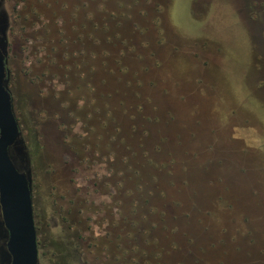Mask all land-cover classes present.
Returning a JSON list of instances; mask_svg holds the SVG:
<instances>
[{
    "label": "rangeland",
    "instance_id": "374dc122",
    "mask_svg": "<svg viewBox=\"0 0 264 264\" xmlns=\"http://www.w3.org/2000/svg\"><path fill=\"white\" fill-rule=\"evenodd\" d=\"M0 6L40 264H264V0Z\"/></svg>",
    "mask_w": 264,
    "mask_h": 264
},
{
    "label": "water",
    "instance_id": "95a60500",
    "mask_svg": "<svg viewBox=\"0 0 264 264\" xmlns=\"http://www.w3.org/2000/svg\"><path fill=\"white\" fill-rule=\"evenodd\" d=\"M0 57V207L11 264H39L37 229L29 174L22 173L10 148L21 144V130L6 87ZM23 170V169H22Z\"/></svg>",
    "mask_w": 264,
    "mask_h": 264
},
{
    "label": "flooded vegetation",
    "instance_id": "af4514ba",
    "mask_svg": "<svg viewBox=\"0 0 264 264\" xmlns=\"http://www.w3.org/2000/svg\"><path fill=\"white\" fill-rule=\"evenodd\" d=\"M0 11L2 12L1 6H0ZM7 19L8 17H4V18H0V57H2L3 61H4V65H5V73H6V77H5V83H6V87L7 89L10 91L11 96H12V105H13V109H14V96L12 94V91L10 90V87L8 85L9 80L13 77L12 75L13 70L10 66V50L12 49V45L9 44V40H8V36L6 34V31H4V25H6L7 23ZM15 112V110H14ZM16 115V113H15ZM16 119L18 121V118L16 116ZM19 123V121H18ZM20 127V124H19ZM21 130V127H20ZM12 148H14V146H12ZM11 149V148H10ZM33 196V195H32ZM34 204V203H33ZM34 216H35V209H34ZM35 224H36V219H35ZM36 229H37V225H36ZM37 243H38V249H39V264L41 263V238L40 236H38V231H37Z\"/></svg>",
    "mask_w": 264,
    "mask_h": 264
}]
</instances>
